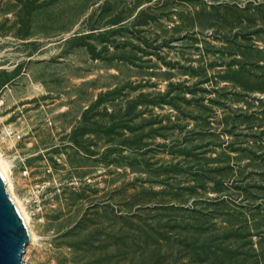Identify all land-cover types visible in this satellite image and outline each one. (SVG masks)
<instances>
[{"label":"rangeland","instance_id":"374dc122","mask_svg":"<svg viewBox=\"0 0 264 264\" xmlns=\"http://www.w3.org/2000/svg\"><path fill=\"white\" fill-rule=\"evenodd\" d=\"M0 150L28 264H264V0H0Z\"/></svg>","mask_w":264,"mask_h":264},{"label":"water","instance_id":"95a60500","mask_svg":"<svg viewBox=\"0 0 264 264\" xmlns=\"http://www.w3.org/2000/svg\"><path fill=\"white\" fill-rule=\"evenodd\" d=\"M6 183L0 173V264H27L23 252L32 236L6 192Z\"/></svg>","mask_w":264,"mask_h":264},{"label":"bare ground","instance_id":"6f19581e","mask_svg":"<svg viewBox=\"0 0 264 264\" xmlns=\"http://www.w3.org/2000/svg\"><path fill=\"white\" fill-rule=\"evenodd\" d=\"M0 173L3 176L4 180L7 182L5 185L7 194L13 201L28 232L32 236V241H26V247L23 252V260L27 263L28 248L30 246L37 244V242L39 241V236L33 228V224H32L33 220H32L30 212L27 210L23 200L16 193L11 162L5 157V155L3 154L1 150H0Z\"/></svg>","mask_w":264,"mask_h":264},{"label":"built area","instance_id":"2783aa9c","mask_svg":"<svg viewBox=\"0 0 264 264\" xmlns=\"http://www.w3.org/2000/svg\"><path fill=\"white\" fill-rule=\"evenodd\" d=\"M6 138L9 140H19L21 139L20 134H15L12 130L6 131ZM25 175L28 174V170L24 172Z\"/></svg>","mask_w":264,"mask_h":264},{"label":"trees","instance_id":"16d2710c","mask_svg":"<svg viewBox=\"0 0 264 264\" xmlns=\"http://www.w3.org/2000/svg\"><path fill=\"white\" fill-rule=\"evenodd\" d=\"M146 96L147 95H145V94H141L140 95V100L139 101L143 102V104H141V105H144V104H147V105L149 104L150 105L151 104V102H144V99L146 98ZM153 103H154V101H153Z\"/></svg>","mask_w":264,"mask_h":264}]
</instances>
